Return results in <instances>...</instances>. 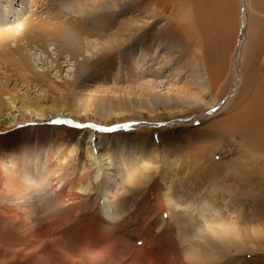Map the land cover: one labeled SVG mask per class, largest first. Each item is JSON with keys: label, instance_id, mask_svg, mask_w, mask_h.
I'll return each instance as SVG.
<instances>
[{"label": "rangeland", "instance_id": "1", "mask_svg": "<svg viewBox=\"0 0 264 264\" xmlns=\"http://www.w3.org/2000/svg\"><path fill=\"white\" fill-rule=\"evenodd\" d=\"M230 2L218 13L231 15L234 9L231 32L237 34L238 22L242 25L237 15L241 0ZM194 4L189 0H69L61 5L64 20L81 22L84 29L78 33L69 29L76 35L72 33L63 43V47L74 43L79 51L75 57L50 42L49 54L37 47L28 49L33 74L0 60V91L7 88L21 98L17 110L25 120L30 117L25 109L37 106L43 111L42 118L33 116L31 123L0 121V264H195L188 256L191 245L211 255L223 251L226 255L216 257L214 264H264V143L257 138L263 135L246 134L241 127L232 130L226 123L260 91L264 61L261 58L254 68L250 60L244 62L245 72L253 71L250 80L239 87L228 109L218 111L235 89L237 51L233 42L224 61L226 75L212 88L205 62L196 58L202 49L201 39L194 34ZM40 5L41 9L23 0H0V30L16 28L30 12H36L35 19L47 18L49 0H41ZM254 8L255 30L251 27L250 32L253 37L263 36L264 0H255ZM181 22L187 26L181 27ZM258 39H251L252 46ZM197 60L208 84L207 94L199 97L202 101L186 95L188 89L200 92L193 71ZM149 88L155 92L151 98ZM4 104L0 102V109L6 114ZM118 105L131 111L127 118L112 114ZM57 111L72 113L75 124L54 120ZM90 131L107 139L103 143L97 138L91 144L110 150L117 180L122 183L134 173V181L120 187L116 202L126 213L116 220L112 217L118 209L112 207L108 216L104 213L106 197L95 189L96 169L83 152ZM255 138L261 146L253 157L250 140ZM123 142L140 147L157 144L158 164L148 165L149 178L143 182L138 176L150 150L137 162H129L120 152ZM22 148L38 150L45 170H58L55 177H64L61 188L55 187L51 177L47 191L50 198L63 195L58 208L61 216L79 220L81 236L89 241L80 249L57 243L58 248L49 250L26 236L39 224L51 223L53 216L31 215L25 207L17 168L10 160L11 156L16 160ZM59 149V155H68L64 168L59 157L51 158L52 151ZM165 173L169 184L163 181ZM171 197H180L178 206L169 204ZM204 201L241 232L240 251L215 250L196 237L197 229L203 227L196 209ZM210 212L208 221L214 223L215 213Z\"/></svg>", "mask_w": 264, "mask_h": 264}, {"label": "bare ground", "instance_id": "2", "mask_svg": "<svg viewBox=\"0 0 264 264\" xmlns=\"http://www.w3.org/2000/svg\"><path fill=\"white\" fill-rule=\"evenodd\" d=\"M23 1L31 4L32 6L38 7L39 9L43 7L41 5L39 6L41 0ZM58 1L59 4H55L52 0H49V6L46 12L47 18L42 19L41 17H38L39 19H35L36 12H30L31 16L19 23L16 28H3L0 30V60L6 63V65L9 64L18 67L26 74H33V65L27 55L28 49L37 47L45 50V52L49 54L47 44L51 42L59 49L64 50L65 53H69L74 57L77 55V52L79 51L75 47L74 43L70 41V44L66 47H63V43H65L68 36L72 35V33H75L74 31L77 32V30L80 29L84 30L83 25L81 24V22H79V24L77 22L72 23L71 21L67 20V18L65 19V21L64 18L66 17V13H64V11L61 9V5L68 2L69 0ZM189 1H191L192 4L195 1V4L192 6L193 25L195 29L194 34H196L199 39H201V41L199 42L200 48L202 49L201 55H199L200 52H196V58L202 59L205 62L207 66L206 71H208V77L211 80L209 81V84L212 85V88L213 86H217L218 83L222 81L223 77L226 75L225 73L227 72V70L224 66V61L226 60V53H229L233 42L234 47H236L237 60L235 71L236 69L238 70V75L236 76V74L233 73L235 79V89L230 92L226 100L218 109V111H222L224 109L226 110V108L228 109L231 106L239 87L244 83L245 80L248 82L250 80V74H253V71L251 72L250 70V72L248 71L249 73L247 72V70V73L245 72L244 62L246 60H250L252 63V68H254L255 65L261 60V58H263L264 61V35L261 36L260 34H258L257 36L253 37L254 32H250L251 27L253 30H255V25L253 24V21H251L252 13L254 12V10H256L254 8L255 0H241L237 15H239L242 25L240 26L239 21L238 23L240 27L238 26L237 34L235 32H231V25L235 22V12L233 11L234 9L232 8V11L230 9L231 15L227 13V11V15L218 13V11H220L224 7V4L227 2V0ZM228 2H230V0H228ZM175 5H177V3ZM73 8L75 12L78 13V10L76 9L77 7L73 5ZM232 12H234V14ZM217 17H219V21L216 20ZM179 25L184 28L187 26L184 25L183 22H181ZM69 29L74 31L72 32ZM225 33L228 35L227 38H224ZM229 33H231L232 36L234 35V37L230 39ZM255 38L259 39L258 43L254 45V49V46H252L250 41L251 39L253 40ZM250 48L252 49V51L251 54H248L247 51ZM57 57H59V54L57 55ZM198 60L193 66V71L194 74L197 75L200 92L197 94H193L192 89H188L186 94L195 97L194 99L197 98V101L201 100V98L199 97L207 94L208 91V84L205 80L206 77L205 75H200L201 72L199 70ZM59 61L60 59H57L55 61L58 68H60ZM262 81L263 80H261L260 82L262 84H260L261 88L259 87L260 91L257 92L255 96H252L249 103H246V105L243 106L241 110L229 116L226 119V123L232 126V130H237L238 127H241L243 132L246 131V134L251 135L253 133L263 135L262 137H256L258 139L261 138L260 141L264 143V81L263 83ZM154 93L155 92L151 88L148 89V96L150 98L154 96ZM20 101L21 98L17 96L16 93H12V91L8 90L7 88H3V90L0 91V102H4V105L8 106L9 108L7 107L6 114H3L4 112L0 109V121L3 119L6 123L10 121L13 124H19L21 119H23L24 122L28 121V123H31L34 121L33 116L42 118L43 111L38 109L37 106H31L28 109H25V112L28 111L30 115V117L27 118L28 120H25L23 114L19 110H17V102ZM43 108L45 109V107ZM12 109L17 110L18 112H13ZM17 113H19V115H17ZM129 113H131V111L126 105L112 110V114L116 118H124L125 116H128ZM71 115H65L63 112L57 111L54 120L60 118V120L65 119L69 123L75 124V122L73 121L74 118ZM136 124L137 123H134V125ZM130 126H132V124H130ZM92 128L94 127L92 126ZM90 132V142L87 144L88 146L83 152L90 162V167H94L96 169L95 189L99 190V192H101L106 197V202L104 204V213L108 216L112 211V207L118 209L119 211H117V214H113V217L111 216L112 220H116L126 213V210L120 209L121 206L116 202L117 197H119L120 195V187L127 183H132L134 181V173L131 172L128 178L123 180L122 183L117 180V178L112 175L113 167L112 161L110 160V150L105 147L104 150H99L96 147L97 144H94V146L91 144V142L93 140H97V138H100L103 143L107 139H103V137H101V135L103 134L101 133H98V135H96L97 133H95L94 131ZM234 132L235 134H237L236 131ZM107 134H110V132H107ZM241 135L243 136V134ZM255 139L253 141L250 140V143L252 145L250 148V156L253 157H255V154H258L255 151H258L259 147L261 146L259 145L261 144V142H257L258 139ZM148 150H150V153H147L149 155L144 154L147 156L146 159L148 160V163L145 164V166L141 165L142 168L140 169V176H138V181L141 182H143V180H145L146 178H149V173H147L149 169L148 165L154 164L156 166V164H158L157 160L160 152L157 144L153 143L140 147L138 145L127 146V142H123L120 147L121 154H125L129 162H137L139 156H141L143 152L146 153V151ZM59 153L60 149L57 151L53 150L51 153V158L59 157L63 162L64 168L65 163L68 160V155H59ZM12 158L13 157L11 156L10 160H12L13 166L17 168L16 179H18V182L21 184V189L25 194V207L28 208L29 213H31V215L35 214L36 216H38L39 214L44 212L48 216H53L51 223H44L42 226L40 224L39 226L36 224V226L38 227L34 231H27L26 236L38 241L41 248H46L49 250L56 248L57 243H67L76 249H80L83 244H87V242H89L87 240L88 238H83L81 236L82 227L79 223V220L76 217L72 218V216H61L60 210L58 208L63 205V195L57 196L55 198L49 197L47 191L48 184L51 181V177H55L56 173H60V171H55L49 168H46L45 170L46 163L43 162L44 160L40 159L38 150L33 151L31 149L27 150L26 148H24L23 152L16 160ZM52 180H56V188H61L62 183H64V177L62 178L58 176L53 178ZM163 181L169 184V174L165 173V175H163ZM170 189V186H167V193H170ZM179 198L171 197L168 199V202L169 204L178 206ZM196 210L199 211L200 218L203 220V227L197 229L196 237L205 241V243L203 244L207 243L215 250L221 249L229 252L233 248L236 252L240 251V249L242 248L240 246H242L241 242L243 239L240 235L241 232L236 230L234 225L224 222L219 217L220 215L216 212V210H212L211 204L207 201H204L201 205H199V208H197ZM210 211H214L215 213L216 222L214 223L212 221H208L207 214L211 213ZM193 219L194 218L192 217V220ZM188 238L189 237H187L186 239ZM85 240H87L86 243ZM44 255H46V253ZM225 255L226 254L223 253V251L211 255L202 248L194 247L193 245H191L190 249L188 250L189 259L195 264H214L216 262V257H224Z\"/></svg>", "mask_w": 264, "mask_h": 264}, {"label": "snow or ice", "instance_id": "3", "mask_svg": "<svg viewBox=\"0 0 264 264\" xmlns=\"http://www.w3.org/2000/svg\"><path fill=\"white\" fill-rule=\"evenodd\" d=\"M79 127H83L82 125H79Z\"/></svg>", "mask_w": 264, "mask_h": 264}]
</instances>
